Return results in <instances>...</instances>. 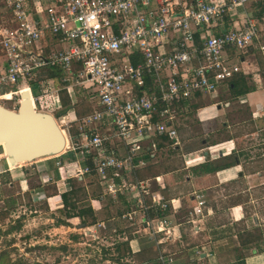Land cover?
Returning <instances> with one entry per match:
<instances>
[{
	"label": "built area",
	"instance_id": "1",
	"mask_svg": "<svg viewBox=\"0 0 264 264\" xmlns=\"http://www.w3.org/2000/svg\"><path fill=\"white\" fill-rule=\"evenodd\" d=\"M0 1L10 15L9 25L0 27V96L18 106L27 91L32 101L43 95L60 110L58 92L74 105L79 88L94 102L81 117L73 110L60 116L66 143L53 157L55 167L63 168L60 157L68 154L76 165L60 179L47 173L42 179L54 182L59 197L70 190V179L95 176L104 196L137 192L136 204L145 211L140 193L146 187L134 176L144 155L154 157L163 138L170 148L180 145L179 117L189 101L240 72L229 52L264 55V11L260 18L237 13L264 0ZM48 35L63 46L46 50ZM46 67L59 69L58 86L41 78ZM156 202L166 209L162 199ZM203 207L196 195L192 213L202 215ZM134 214L122 218L132 222Z\"/></svg>",
	"mask_w": 264,
	"mask_h": 264
},
{
	"label": "crops",
	"instance_id": "2",
	"mask_svg": "<svg viewBox=\"0 0 264 264\" xmlns=\"http://www.w3.org/2000/svg\"><path fill=\"white\" fill-rule=\"evenodd\" d=\"M248 6L246 5L244 10L238 9L237 13H243L245 10L250 11ZM46 44V50L63 46L62 43H59L57 39H53L50 35L46 38ZM229 54H231L234 64L236 58L239 60V63H236L240 68L239 73L245 77L246 84L248 83L253 90L230 102L238 108L234 111L226 108L222 109L220 100L216 101L217 108L221 109H217V116H215L213 121L218 122L221 119V131L223 133L225 131L230 132L231 128L246 122V120H239L237 123H233L232 119L230 120L231 116L241 112V108L245 107L248 119L254 126L253 132L258 134L264 131V55L255 50L240 53L238 56H233L231 52ZM0 65L2 66L3 63L0 62ZM45 72H41V78L51 80L54 86H58L60 75L54 79L48 77ZM32 85L31 83L30 87ZM10 90L8 88L5 92ZM31 93L32 96L35 95L33 90ZM79 94L82 98H87L83 91L76 88L74 96L76 103L74 105L70 103V107L64 113L69 112L72 115L71 110H73L76 114L77 110L74 108L78 102L77 97ZM62 95H65L69 99L66 92L60 90L58 92L59 101ZM200 96L196 95L189 103L193 104L192 101ZM33 102L35 109L38 111L39 107L36 105L38 100H34ZM224 105L229 106L230 104L226 102ZM187 108L188 105L186 111L180 114L179 119L187 112ZM55 109L56 113H58L59 110L54 107ZM212 122H200L201 126L205 127V132L213 133V129L208 128L212 127L211 124H214ZM178 134L181 141L178 147L174 149L170 148L166 143V139L163 138V141L159 143L157 154L154 157L144 155L145 165L135 172L134 176L136 180L143 181L146 187V194L139 192L144 197L145 211L136 204L138 193L131 192L130 198L124 195H118L113 200L109 198L113 205H105L106 207L101 208V211L110 210L113 212V217L108 218L110 217L108 216L106 220L103 218L96 219V208L91 205L86 206V212H89L95 222L89 224L83 220V223L77 226L83 232L84 230L85 232H90L92 227L93 231L112 230L113 246H115L116 251L120 245H125L126 257H130L127 259L136 261L135 264H264L263 214L258 210L252 214L247 213L244 208L245 202H237L218 208L213 203H209L207 199L208 190L214 193L215 187L220 184H229L235 180L238 183L249 184L248 188L243 186L241 191H239L243 195L249 194V190H252L251 183L263 182V170H254L249 173L243 171L245 164L243 158L248 157V154L242 153L243 149H238L236 145L237 141H235L237 138L234 139V137L227 136L222 140L215 141V144L211 146L209 144L212 142L201 139L199 147H191L187 145V140L181 136L179 128ZM205 135L209 137L208 133H205ZM231 154H237L238 160L236 165L223 168L217 172L204 173L200 171V166L207 161H221V159L227 158ZM64 156L67 157L65 158ZM70 157L72 156L68 154L63 155L60 159L63 162ZM176 157L179 158L178 163H180L181 167L172 166V162ZM11 169L8 167L10 172ZM128 178L133 179V176H129ZM55 179H60V177ZM82 180V187L87 191V187L90 186L91 181L85 178ZM183 183L188 184L187 190L182 191L179 189L180 184ZM94 184L98 188V185ZM71 186L70 184V190ZM196 195H200L204 200L202 215L199 216L192 213V208L196 204ZM55 197L59 198L57 195ZM152 198H154L153 202ZM157 199H162L166 203L167 207L165 210L159 208L156 202ZM57 202V199L53 202L55 209L62 207V205L55 204ZM132 210L135 211L132 222L126 218H122L125 213ZM223 212L227 216V222H223L222 224L214 223L217 218L225 217ZM162 220L166 221V224L160 225L162 230L156 232L155 228ZM146 221H149L152 226L148 227ZM110 222H113V229L109 227ZM115 222L126 224V229L122 231L117 229V223L115 224ZM138 224H140L141 228L140 230H133V236L126 234L128 227H134ZM237 224L241 225V227L234 230V225ZM89 226L92 227L90 228ZM141 231L145 234V238L140 237L143 235H135V233H140ZM118 235L121 238L118 240L114 239ZM106 239V236L102 237L105 243L107 242ZM201 239H204V241ZM143 244L146 245L143 247ZM152 247L155 249L153 253L151 251ZM115 258L118 259L117 257Z\"/></svg>",
	"mask_w": 264,
	"mask_h": 264
},
{
	"label": "rangeland",
	"instance_id": "3",
	"mask_svg": "<svg viewBox=\"0 0 264 264\" xmlns=\"http://www.w3.org/2000/svg\"><path fill=\"white\" fill-rule=\"evenodd\" d=\"M6 19L2 8H0V27L4 26ZM236 58L235 63H239ZM0 62L4 64L0 54ZM1 66V65H0ZM248 86H250L247 83ZM33 93L36 95L39 91L36 85H32ZM220 100L222 109L236 110L235 104L225 106L224 103L232 102L230 92L225 84L220 85L213 92L202 94L199 98L192 101L197 105L196 109H192L188 103V110L181 116L178 124L180 134L183 139H186L187 145L199 147L201 139H206L208 142L222 140L227 136L235 139L238 149H243L244 154L248 157L243 158L245 164L243 171L246 173L254 170H263L264 172V131L255 134L254 126L248 119V113L245 107L241 108V112L231 116L230 120L237 123L239 120H246L244 124L235 126L224 133L221 131V119L214 122L217 109L216 101ZM75 110L82 113L88 112L94 106V102L88 99L77 97ZM38 111L50 113L57 123H61V118L57 111L54 110L55 102L40 95L38 99ZM0 105L10 110H16L14 101L4 100L0 96ZM16 107V108H15ZM187 117L185 118V116ZM220 117V115H219ZM217 118V117H216ZM218 120V119H217ZM211 124L213 133L205 132V127L201 123ZM63 124H59L61 129H64ZM218 129V130H217ZM205 133L209 134L206 137ZM190 141V142H189ZM112 144V143H111ZM2 147V146H1ZM0 147V264H135L136 261L126 257L125 251L120 256L113 246V231L104 229L100 231L83 232L77 226L83 223L92 224L94 218L89 214L78 215L80 209H85L86 206L96 208V219H104L113 217V212L110 210L101 211L102 207L110 204L111 200L103 195L102 187L91 182L87 187V191L82 187L83 182H75V191L69 195V204L64 206L61 197H55L57 194L54 182H43L45 173L53 179L59 178L57 175H63L64 171L74 169L76 163L75 158L70 157L62 162L63 168L55 167V159L53 157H43L28 163H14L10 157L6 158V154ZM194 156V155H193ZM7 163L5 162V159ZM65 158L67 156H64ZM179 158L176 157L172 162V166H180ZM50 161H53L51 163ZM9 164V165H7ZM20 165V166H19ZM8 167L12 168L11 172ZM55 167V168H54ZM181 167V166H180ZM264 176V173H263ZM89 180L88 178H85ZM257 183H251L249 194H241V188L250 186L249 184L238 183L235 181L229 184H220L215 187L214 193L208 190V201L218 208L229 206L237 202H245L244 208L247 213L252 214L256 210L263 214L264 218V178ZM86 182V181H85ZM180 190L188 189V184H180ZM254 185V187H253ZM205 187V186H200ZM211 190V189H210ZM247 193V192H246ZM53 197L48 200V198ZM206 197V196H205ZM58 200L57 205L61 208H54V200ZM60 199V200H59ZM106 205V206H105ZM223 211V210H222ZM222 216V214H220ZM217 218L214 223L222 224L227 222V216ZM117 223V229L125 230L124 223ZM244 225V224H243ZM113 226L110 222L109 227ZM108 227V228H109ZM241 225H234V230L240 228ZM109 228V229H110ZM140 224L134 227H128L126 234L132 235L133 230H140ZM113 229V227L111 228ZM139 233V232H137ZM135 235H143L142 231ZM97 236V237H96ZM107 237V242L102 240V237ZM119 235L114 239H120ZM204 241V239H201ZM143 244L142 246L144 247ZM174 248V247H172ZM155 249L152 247L153 253ZM115 253V254H114ZM117 257L118 259H116ZM133 261V262H132Z\"/></svg>",
	"mask_w": 264,
	"mask_h": 264
},
{
	"label": "water",
	"instance_id": "4",
	"mask_svg": "<svg viewBox=\"0 0 264 264\" xmlns=\"http://www.w3.org/2000/svg\"><path fill=\"white\" fill-rule=\"evenodd\" d=\"M65 143L64 131L51 114L35 109L29 92L21 94L16 110L0 105V147L7 159L30 163L55 157L62 154Z\"/></svg>",
	"mask_w": 264,
	"mask_h": 264
},
{
	"label": "trees",
	"instance_id": "5",
	"mask_svg": "<svg viewBox=\"0 0 264 264\" xmlns=\"http://www.w3.org/2000/svg\"><path fill=\"white\" fill-rule=\"evenodd\" d=\"M249 10L250 12L256 16L257 18H260L261 15H262V12L264 11V1H259V2H256V3H251L249 4ZM0 8L3 9L4 11V14H5V23H4V26L2 27H7L9 25V18H10V15H9V10L5 8L4 4L0 1ZM1 54V53H0ZM43 72H45L47 74L48 77H51V78H58L60 72H59V69H56V68H50V67H46L42 70ZM244 76L241 74V73H235L230 79H228L225 83V86L227 87V89L229 90L230 92V99H237V97L241 96V95H244L250 91L253 90L252 87L248 86L246 84V80H244ZM230 103V102H229ZM59 104L60 106L62 107L59 111H58V115H62L64 114V112L70 107V101L69 99L65 96V95H62L60 97V101H59ZM36 105L38 107V102H36ZM189 106H191V108L194 110L197 108V105L195 104H190ZM79 110V109H78ZM76 111V114L81 117L83 115H85V113H88V112H85V113H81V111ZM188 110V108H187ZM91 111V110H90ZM75 130H73V133L75 134ZM215 142H212L211 144H209L210 146L211 145H214ZM63 155H61L62 157ZM50 160H54V159H50ZM237 160H238V157H237V154H231L230 156H228L227 158H223L221 159V161H216V162H211V161H207L205 164L201 165L200 166V171L204 172V173H207V172H217L223 168H228L230 166H234L236 165L237 163ZM51 163H53V161H50ZM55 168V167H54ZM60 176L57 175V177ZM87 178L89 179V181L91 182H94L97 184V179L95 176H87ZM84 180V179H83ZM82 180V181H83ZM75 182H81V180H77V179H70V184L72 185L71 186V190L69 192H66V193H62L61 194V199H62V202L64 204V206H68L69 204V195L72 194L75 190ZM98 185V184H97ZM86 212V209H80L78 215H83L85 214ZM87 213V212H86ZM89 213V212H88ZM126 246L125 245H120L117 249V253L120 255V256H123L124 254L122 253L123 251H126Z\"/></svg>",
	"mask_w": 264,
	"mask_h": 264
},
{
	"label": "bare ground",
	"instance_id": "6",
	"mask_svg": "<svg viewBox=\"0 0 264 264\" xmlns=\"http://www.w3.org/2000/svg\"><path fill=\"white\" fill-rule=\"evenodd\" d=\"M28 93V92H27ZM4 100H6V99H9V97L8 96H1ZM12 159V158H11ZM12 161L14 162V163H16L13 159H12Z\"/></svg>",
	"mask_w": 264,
	"mask_h": 264
}]
</instances>
